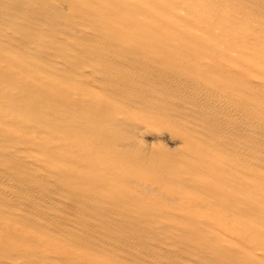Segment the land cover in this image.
<instances>
[{"label":"bare ground","instance_id":"6f19581e","mask_svg":"<svg viewBox=\"0 0 264 264\" xmlns=\"http://www.w3.org/2000/svg\"><path fill=\"white\" fill-rule=\"evenodd\" d=\"M0 264H264V0H0Z\"/></svg>","mask_w":264,"mask_h":264}]
</instances>
